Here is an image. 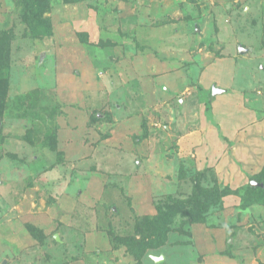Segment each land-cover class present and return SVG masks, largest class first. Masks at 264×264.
Masks as SVG:
<instances>
[{
  "label": "rangeland",
  "instance_id": "1",
  "mask_svg": "<svg viewBox=\"0 0 264 264\" xmlns=\"http://www.w3.org/2000/svg\"><path fill=\"white\" fill-rule=\"evenodd\" d=\"M0 23V264H264V0Z\"/></svg>",
  "mask_w": 264,
  "mask_h": 264
},
{
  "label": "trees",
  "instance_id": "2",
  "mask_svg": "<svg viewBox=\"0 0 264 264\" xmlns=\"http://www.w3.org/2000/svg\"><path fill=\"white\" fill-rule=\"evenodd\" d=\"M0 24H1V23H0ZM65 55H66L67 57H69V55H68V54H65ZM166 241H167V240H166ZM165 243H166V242H165ZM162 245H164V244H162ZM160 246H161V245H160ZM160 246H157V247H154V248H158V247H160ZM144 256H145V255H143V257H142V258H144ZM142 258H141V259H142ZM138 264H141V262H139Z\"/></svg>",
  "mask_w": 264,
  "mask_h": 264
}]
</instances>
